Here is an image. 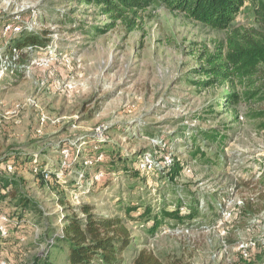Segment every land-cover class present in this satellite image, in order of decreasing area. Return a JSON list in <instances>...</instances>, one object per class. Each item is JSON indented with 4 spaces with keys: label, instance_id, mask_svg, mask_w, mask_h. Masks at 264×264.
<instances>
[{
    "label": "rangeland",
    "instance_id": "374dc122",
    "mask_svg": "<svg viewBox=\"0 0 264 264\" xmlns=\"http://www.w3.org/2000/svg\"><path fill=\"white\" fill-rule=\"evenodd\" d=\"M101 9L83 0H0V32L6 37L0 42V175L16 177L17 191L33 202L24 210L6 200L21 226L8 219L11 231L2 259L33 264L38 256L67 264V249L55 238L67 215L84 218L83 205L115 218L121 217L122 199L153 206L182 199L198 205L197 218L181 225L168 222L154 237L149 225L131 223L139 240L124 264H134L142 251L163 264H245L239 244L264 241V96H245L238 107H227V93L245 94L248 87L237 81L199 83L209 77L207 60L221 56L229 31L172 13L158 1L139 13L134 30L125 22L131 15L115 20ZM17 27L49 31V46L15 50ZM232 28L262 32L249 2ZM102 125L103 145L94 136ZM212 129L224 138L200 144L215 164L192 163L187 140L198 130ZM74 147L75 161L58 182L62 152L72 153ZM96 147L107 164L85 171L84 161L97 158ZM147 154L156 161L172 155L184 162L176 186L171 188L159 169L136 171L137 160ZM15 155L25 164L17 172L5 163ZM30 160L55 174L49 181L39 179L34 166L25 163ZM113 161L114 176L91 186L94 174L111 169ZM81 172L88 173L83 187L77 184ZM226 209L232 212L227 220ZM252 261L264 264V244L254 250Z\"/></svg>",
    "mask_w": 264,
    "mask_h": 264
},
{
    "label": "trees",
    "instance_id": "16d2710c",
    "mask_svg": "<svg viewBox=\"0 0 264 264\" xmlns=\"http://www.w3.org/2000/svg\"><path fill=\"white\" fill-rule=\"evenodd\" d=\"M83 1L88 5L102 8L101 12L111 19L119 20L126 15H131L132 17L126 18L125 22L127 26L133 30L137 26L136 19L139 18V13L151 8L158 1L172 13L183 14L188 19L202 23L215 30L229 31L227 44L223 48L221 56L218 57L216 61H214L215 57L212 56L207 60L210 68H206L205 70L210 72L208 75L209 77H207L205 81H200L199 83L213 86L217 83H235L237 81L242 87H248L250 91L245 94L235 92L227 93L224 96V99L228 103L227 107H238L244 101L245 96L247 99H255L260 94L264 96V82L262 86L256 87L258 82L264 80L261 69L264 67V0ZM248 2L254 8L255 18L261 25L262 32L255 29L247 31L241 28H232L242 9ZM112 26L114 25H109V27ZM0 27L2 29V25H0ZM49 35V31L33 33L27 32L21 27L16 35L18 37L12 44L15 50L20 51L25 48L43 49L48 47L51 42ZM5 38L6 37H4L1 31L0 42H6ZM223 138L224 135L220 134L216 129L198 130L186 143L189 149V157L192 160L191 162L200 166L215 164L211 161L208 153L201 147L200 143L207 141L213 144L220 142ZM189 142H191L190 145ZM99 144L103 145V143ZM76 149L77 147L72 149V157L77 154ZM96 149V156L103 154L104 159L101 162H97L95 160L96 158H94V163L91 167H85L82 163L85 171L107 164L108 157L106 154L101 151L100 147H96ZM78 154L81 156V153ZM113 158L117 160L116 157ZM173 159L174 161L171 166L158 170L159 173L163 172L167 174L169 186L171 188L176 186L175 181L181 176L185 168L183 161L181 162L179 160L176 161L175 158ZM22 160V156L15 155L7 159L5 163L17 172L25 168V164H23ZM74 161L75 158L71 160L70 164ZM26 162H29V164L40 170L39 173L35 175L43 181H45L43 176L44 172L48 171L51 174H55V172L50 171L48 168L42 167V165L35 160L25 161V163ZM141 162L142 158L137 160L136 171L140 174L141 172L148 173V171H142L140 169ZM115 168L116 161H113L111 169L106 171L103 170L106 176L105 179L114 176L115 173H113L112 170ZM18 187H20V181L16 177L12 175H0V215L8 216V219L11 220L10 223L12 222L15 228L21 226V221L19 220L20 218L17 212L11 213V211L8 210L6 200L14 201V203L17 202L19 204L17 206H22L24 210H28L33 204L30 197L21 192V190L17 191ZM119 204V215H121V217L110 218L97 215L93 213L94 207L91 205H83L81 207L84 214L83 219L75 214L65 217V225H63L55 241L62 243L66 247L67 264H124L125 257L134 250L133 247L139 240L134 233L131 223L149 225L150 227L147 232L154 237L168 222L181 225L186 222H192L199 214L198 205H187V202H184L182 199H177L175 203L171 204H168L164 199L163 203L156 206L124 202L123 199ZM13 216H17V218L12 220ZM10 223L5 224L9 231V235L3 237L0 234V261L5 257L3 255L4 240L10 237L11 230L8 227ZM260 259L261 257L256 256V260ZM241 262H245V264H254L252 258L250 260H245L241 257ZM33 264L53 263L49 262L45 257L40 258L37 256ZM134 264L163 263L153 253L142 251L134 259Z\"/></svg>",
    "mask_w": 264,
    "mask_h": 264
},
{
    "label": "built area",
    "instance_id": "2783aa9c",
    "mask_svg": "<svg viewBox=\"0 0 264 264\" xmlns=\"http://www.w3.org/2000/svg\"><path fill=\"white\" fill-rule=\"evenodd\" d=\"M15 30L19 31L20 29H19V27H17V28H15ZM66 65L68 67H70L71 62L69 59L66 60ZM46 121L47 120L44 117L42 119V122L46 123ZM105 133H106V127L104 125H102L96 129L94 136H95V139L98 143L104 142ZM62 154H63V160H64L63 165H62L61 170L56 174V179L58 180V182L62 181L63 177L65 176L63 169L70 167L71 166L70 162L72 160V153L69 149L63 150ZM103 159H104V155L99 154L95 160L97 162H101V161H103ZM173 161H174V159H173L172 155H165L162 158V160L156 161L151 157V155L147 154V155L143 156V158H142L140 169L142 171H156L158 169H162L164 167L171 166L173 164ZM93 163H94V160H92V159H87L84 161L85 167H91L93 165ZM39 171L40 170L37 167H34V169H33L34 174H38ZM43 176H44L45 181H49L51 179V173L48 171L44 172ZM86 178H87V176H86L85 172H81L78 174L77 184L79 187H83L82 184L84 182H87ZM104 178H105L104 172L100 171V172L94 174V176L90 179V185L93 186L94 184L100 182ZM74 194H75V196H77L76 193H74ZM238 204L240 205L241 202H238ZM224 217L226 220L231 218L232 212L229 209H226L224 211ZM8 222H9V220H8V217L6 215H0V234L3 237H7L9 235V231L5 225ZM260 244H264V241L257 242L254 240H250L247 242H245V241L241 242L239 244V252H240L241 257L244 258L245 260H250L253 256L254 250H256L260 246ZM0 264H8V262L5 260H2V261H0Z\"/></svg>",
    "mask_w": 264,
    "mask_h": 264
}]
</instances>
